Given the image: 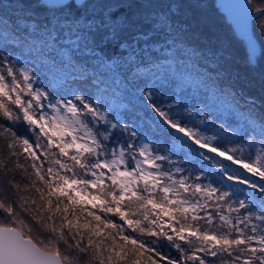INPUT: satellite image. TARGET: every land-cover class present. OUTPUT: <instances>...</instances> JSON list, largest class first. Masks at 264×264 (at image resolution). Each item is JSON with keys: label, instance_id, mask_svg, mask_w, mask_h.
I'll use <instances>...</instances> for the list:
<instances>
[{"label": "snow or ice", "instance_id": "snow-or-ice-1", "mask_svg": "<svg viewBox=\"0 0 264 264\" xmlns=\"http://www.w3.org/2000/svg\"><path fill=\"white\" fill-rule=\"evenodd\" d=\"M205 7L0 0V264H264V73Z\"/></svg>", "mask_w": 264, "mask_h": 264}, {"label": "trees", "instance_id": "trees-1", "mask_svg": "<svg viewBox=\"0 0 264 264\" xmlns=\"http://www.w3.org/2000/svg\"><path fill=\"white\" fill-rule=\"evenodd\" d=\"M5 2L15 4L17 0H5ZM23 2L32 4L34 3V0H23ZM160 2L167 3L168 0H160ZM201 2L206 5V7L204 8V12L207 14L208 18L213 24L216 35L220 38V41L224 44V46L226 47L229 46V50L234 52L231 45H234L235 43H237L236 40H239L240 42H242V39L238 35H236L232 25L226 20L225 15L219 11L217 4H216V0H201ZM17 14L18 13L15 8L7 13V15L10 16L13 20L16 19ZM255 37L260 43V49L264 48V37H262L259 34V32L255 33ZM235 57L241 61V63L238 64L240 67V70L243 72H247L249 77L254 82L253 94L260 96L259 81H260L262 73H264V54L259 53L257 55L258 63L256 62L255 65L252 67H249L246 64V59H247L246 56L241 55L240 57H238L235 55ZM260 60H262L263 63L259 64ZM7 123H8L7 121L3 120L0 117V124L7 125ZM0 149H4L5 152L7 151V149L4 148L3 138H0ZM17 178L19 179V175ZM165 251H168V250L166 249ZM172 255H175V253L173 252Z\"/></svg>", "mask_w": 264, "mask_h": 264}, {"label": "rangeland", "instance_id": "rangeland-1", "mask_svg": "<svg viewBox=\"0 0 264 264\" xmlns=\"http://www.w3.org/2000/svg\"><path fill=\"white\" fill-rule=\"evenodd\" d=\"M227 20V19H226ZM228 21V20H227ZM229 22V21H228ZM231 25L232 23L229 22ZM233 27V26H232ZM234 29V28H233ZM235 31V30H234ZM228 34V33H227ZM257 40V38H256ZM237 43H235L234 45H231L234 52L229 50V46H227L228 52L230 53V58H231V62H232V66L235 67L236 69L240 70V67L238 64L241 63L240 60H238L236 56L240 57L241 55H244L247 57V47H246V42L242 39V42H240L239 40H236ZM258 42V40H257ZM259 45V49H260V43L258 42ZM260 53V51L257 52V55ZM245 61V60H244ZM256 62L258 63V57L256 59ZM263 63L262 60L259 61V64ZM257 66V65H256ZM2 118V117H1ZM3 119V118H2ZM4 120V119H3ZM18 127H20V125H17Z\"/></svg>", "mask_w": 264, "mask_h": 264}, {"label": "water", "instance_id": "water-1", "mask_svg": "<svg viewBox=\"0 0 264 264\" xmlns=\"http://www.w3.org/2000/svg\"><path fill=\"white\" fill-rule=\"evenodd\" d=\"M216 2H217V5H218V8H219V11L222 12V13H224L225 16H226V19H227L229 22L232 23V26H233V28H234L236 34H237L239 37H241V38L245 41L244 37L240 34V30H239V28L237 27V25H236L235 21L233 20V18L228 14V12L224 11V10L220 7L221 3L226 2V0H216ZM249 31H251V24L249 25ZM245 42H246V41H245ZM256 43H257V48H258V51H259V45H258L257 40H256Z\"/></svg>", "mask_w": 264, "mask_h": 264}]
</instances>
